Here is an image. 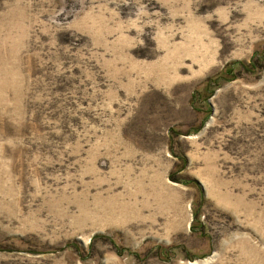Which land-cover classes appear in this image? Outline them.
<instances>
[{"label":"rangeland","instance_id":"1","mask_svg":"<svg viewBox=\"0 0 264 264\" xmlns=\"http://www.w3.org/2000/svg\"><path fill=\"white\" fill-rule=\"evenodd\" d=\"M0 264H264V0H0Z\"/></svg>","mask_w":264,"mask_h":264}]
</instances>
